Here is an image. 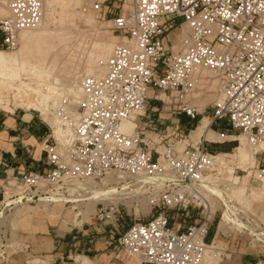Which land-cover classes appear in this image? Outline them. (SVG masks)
Here are the masks:
<instances>
[{
	"label": "built area",
	"instance_id": "2783aa9c",
	"mask_svg": "<svg viewBox=\"0 0 264 264\" xmlns=\"http://www.w3.org/2000/svg\"><path fill=\"white\" fill-rule=\"evenodd\" d=\"M3 1L8 16L0 17L2 46L12 51L20 32L43 23L45 0ZM82 6L121 43L102 75L79 80L76 111L54 116L53 126L67 130L68 165L56 151L53 126L42 120L52 140L42 146L47 170L21 174L12 197L54 204L79 198L83 184L117 178L118 185L141 188L149 206L141 214L149 219L135 218L118 236L124 256L142 264H206L218 230L207 237L220 219L203 193L217 154L208 145L239 144L235 135L253 148L264 142V0H83ZM202 71L216 80L217 98L205 117L216 139L182 144L178 151L188 127L199 122L201 113L184 99ZM127 122L131 129L123 127ZM220 122L225 126L215 129ZM126 216L120 200H113L98 203L92 219L117 232Z\"/></svg>",
	"mask_w": 264,
	"mask_h": 264
},
{
	"label": "rangeland",
	"instance_id": "374dc122",
	"mask_svg": "<svg viewBox=\"0 0 264 264\" xmlns=\"http://www.w3.org/2000/svg\"><path fill=\"white\" fill-rule=\"evenodd\" d=\"M6 15L3 14L0 17H5ZM56 21L45 16L43 26L23 31L20 34L16 49L0 51L10 58H17L21 67H23V72L20 73L18 78L21 80L13 82L14 86L18 85V91H9L4 84H0V113L33 114L39 121L50 122L53 126L56 113L75 112L78 106V101L75 103L72 97L63 94L61 90L70 85L78 86L79 79L83 76L97 77L99 69H101V73L104 71V62L108 57L105 61L98 62V68L92 67L95 70L92 76L85 75L83 72L88 66L95 65L92 64L96 60V50L92 46L93 42L111 41L113 48L121 43L118 34L113 33L107 23H96L83 10L82 4L71 5L67 13L63 14V19ZM52 22L53 24L50 25ZM181 30L184 32V28L179 29V31ZM170 38L174 44L177 43L175 42L176 34H171ZM29 69L41 74L42 83L37 84V77L29 74ZM51 85L55 88L56 93H61L59 96L47 91L46 86ZM29 87L35 90L39 89L43 94L50 96L45 115H42L33 107H26V105H34L37 101H40L38 96L26 89ZM216 92L214 79L211 74L206 71L201 72L199 83L196 82L194 84L184 99L185 102L201 113L198 116L199 121L202 117L210 115L212 104L217 97ZM166 114L162 112L161 116L166 117ZM200 122L204 123V120ZM200 126L193 125L190 128L188 127L182 142L175 146L176 150L180 151L183 145L197 143L198 136L196 134L198 131L201 135L199 140L205 137ZM224 126L225 122H220L214 128H223ZM45 128L49 131L48 127L45 126ZM205 138L207 140L214 139L211 130ZM54 140L57 153L64 157V162L68 165L67 157H65V144L60 143L55 138ZM238 146L239 144L236 142L224 143L220 146L208 145V150L211 153H219L225 166L233 169V179L230 180L229 184H226L221 180L226 177L225 174L219 175L216 171L208 169L205 177L212 175L213 178H216V181L213 182V186L205 184L203 193L209 201L212 212H215L216 215H222L224 210L223 201L230 202L232 205L234 203L232 209H234V214H236V217L238 216L237 218H239V222L243 226L239 231L244 232L225 231L222 229L220 221L217 225L218 228L214 224L212 234L215 233L216 229L218 234L216 235L215 243L204 254L206 256V261H204L206 264H223V261H235L239 254L258 255L264 258V242L257 239L258 235H264V186H261L257 176L258 169L263 167L256 163L255 157L256 153L264 151L259 150L251 153L253 163L248 168L243 164H238L235 158L230 156L233 153V148ZM243 149L248 152V145L245 144ZM102 180L94 183L95 190L98 189ZM13 185L17 186L18 184L11 183L5 186L4 197L9 196L10 200L18 198L16 196L12 197V194L15 193V189L11 188ZM239 190H244L245 192L239 193ZM211 193L218 198L213 197ZM236 196H238L239 202L235 200ZM0 200H2L1 196ZM73 200L75 199H71L72 202H66L67 204L59 203L57 213H60L61 216L58 215V217L51 216L49 211L50 208H53V204H48V209L42 208L37 202H23V205L16 204L17 207L10 205L5 210L3 217L0 218V264H33L34 262L35 264H53L50 262L55 261L52 258L53 253H50V243L45 239L48 234L59 235L73 227L86 228L91 223H96L92 216L98 203L79 202L77 199L74 202ZM133 200H136L137 206L132 202ZM120 203L125 213L126 211L128 213V216L124 217V223L122 224L124 228L129 226L135 218L149 219V216H141V214L146 215L149 210L145 195L142 194V196L132 198L128 203L120 200ZM2 207L3 205H0V208ZM210 236L211 231L207 240H209ZM115 243L118 250H121L117 244V239ZM121 254H123L122 251ZM74 258L72 257L71 260L65 262L76 264ZM91 262L94 263L93 261Z\"/></svg>",
	"mask_w": 264,
	"mask_h": 264
},
{
	"label": "bare ground",
	"instance_id": "6f19581e",
	"mask_svg": "<svg viewBox=\"0 0 264 264\" xmlns=\"http://www.w3.org/2000/svg\"><path fill=\"white\" fill-rule=\"evenodd\" d=\"M82 2H83V0H71V1H67V0H45L44 1V4H45L44 21L38 27H41L44 25L45 16L52 18L54 21L62 20L63 14L67 13V11L70 9L71 5H80V4H82ZM3 14L4 15L7 14L5 16V17H7L8 11L4 7V1L0 0V16H3ZM51 24H53V22L50 23V25ZM38 27H36V28H38ZM22 32L19 33V36ZM92 46L96 50V52H95L96 60H94L92 62V64H95V65L94 66L90 65L86 69L83 70L85 75H91V76L95 73V70L92 67L98 68V66H99V65H97L98 62L101 63L103 60L105 61L106 58L110 56L111 50H113L112 49L113 44L111 43V41H109V42H102V41L93 42ZM22 72H23V67H21L20 62L17 60V58H15V57L10 58L9 56H6L2 52H0V84L1 83L4 84L6 86V89H8L9 91H12V92L18 91L19 90L18 89L19 87H17L18 85L14 86L15 85L14 83L18 80L19 81L21 80L18 78L20 76V73H22ZM98 72H99V74L97 77L102 75L101 69H99ZM28 73L34 77L35 76L37 77V80H36L37 84L42 83L41 74L36 73L33 69H29ZM83 77H86V76H83ZM214 83H215V88H216V80H214ZM21 84L26 86L23 83H21ZM54 84H55V82H54ZM43 86H44V84H43ZM26 89L31 91L34 95H36L40 98V101H37L34 105H26V107L27 108L33 107L36 111H39V113H41L42 115H45V113L47 112L48 99L50 98V96H48V94H43L39 89L35 90V89H31L30 87L26 88ZM46 89L48 92H50L53 95L55 94L56 96H59V94H61V93H56L55 88L52 85L46 86ZM60 89H62V88H60ZM61 91H63L62 92L63 94L72 97L73 98L72 100H74L75 103H77L76 101H78V103H79V101L81 100V96H80V92H79V86L70 85V86L65 87ZM25 95H26V93H25ZM131 119L133 120L135 118L132 117ZM202 120H204V123L200 122ZM200 121L197 123V125H201L200 129H203V135H205V137H206L207 134H209V132H210V130L208 129V120L204 117ZM123 127L131 129L133 127V123L132 122L124 123ZM66 131L67 130L65 128H63V127L60 128L59 124H56L52 128V135L60 143L65 144L67 142L66 141L67 138L65 136ZM196 135L198 136V140H199V138L201 137L200 132L198 131ZM205 137H203L202 139L207 140V138H205ZM212 137L214 139H208L207 141H214L216 139V136L213 133H212ZM232 137L239 142V146L237 148H233L234 150L232 149L233 153L230 156L235 158V160L237 161L238 164H240V165L243 164L249 168V166L253 163V158H252L251 153L255 152V151H259V150L264 151V142L256 145L254 148L251 146H248V152H247L243 149V147L246 144L243 136L238 135L236 137H234V136H232ZM209 170L210 171H216L219 175L225 174L226 177L223 179H221V178L220 179L222 181H224L226 184H229L230 180L233 179L232 178L233 169L225 166L223 158H222V156L219 155V153L214 155L213 162H212L211 166L209 167ZM257 176L259 177V180L261 182V186H264V173L257 171ZM221 180H219V181H221ZM204 181H205V183L203 184V190H205L204 189L205 184L208 186H213V182L216 181V178H213L212 175H207L206 177H204ZM118 182H119V180L117 178L107 176V177L103 178L101 184L98 186V189H96V190L94 188V184L91 186H89V184L88 185L87 184L81 185L80 188L84 192H81V195L79 198H78V196H76V198H59V199H55L52 201V202H54V204H53L54 206H53V208L49 209V211L51 212V216H53V217H58V215L61 216L60 213H57L58 212L57 208H59V203H61V202L66 203V202L71 201V199H75V200L77 199L78 201H87L90 203L112 202L113 200H123L125 203H128L133 197L142 196V194L144 195V191H142L141 188L132 187L129 189L128 184L118 185ZM70 191H71V188H68V192H70ZM240 192L244 193L245 191L239 190V193ZM251 194L253 195V193H251ZM236 197H237V199H236ZM236 197H235V200H237L239 202L238 196H236ZM36 199L37 198L26 199L23 197V198H19L16 200H10L9 196H5L4 199L0 200V205H3V207L0 208V218L3 217L5 210H7V208L10 205H14V207H17L16 204H18V203L20 205H23L22 204L23 202H30L33 200L35 201ZM75 200H73V201L75 202ZM36 202L42 208L48 209L47 206L49 203H46L45 200H43V199L39 200L38 199V200H36ZM208 203H209V201H208ZM222 204H223L224 210L222 212V215H220V219H219V221L221 222V225H222V229L225 231L226 230H235V231L240 232V233L244 232V231H239L241 228H243V226L239 222L240 220H239V218H237L238 216L236 217V214H234V209H232L234 206V203L232 205L230 202L223 201ZM74 214H73V217H74ZM217 228H218V226H217ZM245 229H246V227H245ZM257 239H259V241L264 242V235L263 234L258 235ZM205 260H206V256H205ZM74 262L76 264H91V262L84 257H76ZM33 264H35V262ZM212 264H215V263H212Z\"/></svg>",
	"mask_w": 264,
	"mask_h": 264
},
{
	"label": "crops",
	"instance_id": "0c3cea01",
	"mask_svg": "<svg viewBox=\"0 0 264 264\" xmlns=\"http://www.w3.org/2000/svg\"><path fill=\"white\" fill-rule=\"evenodd\" d=\"M182 123L187 125L188 120L182 117ZM48 139V130L35 115L0 113V189H5L7 184H18L23 173L42 174L47 170L42 146ZM256 163L264 167V155L257 157ZM126 229L122 225L114 232L110 223H91L86 228L73 227L59 235L48 234L45 239L50 243V253L55 260L50 262L68 264L65 261L72 257H84L95 264H142L124 256L117 248L116 239ZM213 230L214 224L210 229L211 236ZM258 261L264 262V258L239 254L235 261H223V264H257Z\"/></svg>",
	"mask_w": 264,
	"mask_h": 264
}]
</instances>
